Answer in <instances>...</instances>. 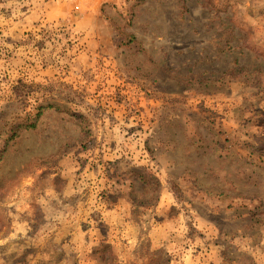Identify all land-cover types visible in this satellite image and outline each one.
<instances>
[{
    "label": "rangeland",
    "instance_id": "1",
    "mask_svg": "<svg viewBox=\"0 0 264 264\" xmlns=\"http://www.w3.org/2000/svg\"><path fill=\"white\" fill-rule=\"evenodd\" d=\"M0 264H264V0H0Z\"/></svg>",
    "mask_w": 264,
    "mask_h": 264
},
{
    "label": "trees",
    "instance_id": "2",
    "mask_svg": "<svg viewBox=\"0 0 264 264\" xmlns=\"http://www.w3.org/2000/svg\"><path fill=\"white\" fill-rule=\"evenodd\" d=\"M54 105L52 104H47V105H40L37 107V113L35 114V119L33 122L27 124V127H30V128H36V124H37V121L39 120V118L42 116L43 112L45 109L47 108H52Z\"/></svg>",
    "mask_w": 264,
    "mask_h": 264
}]
</instances>
